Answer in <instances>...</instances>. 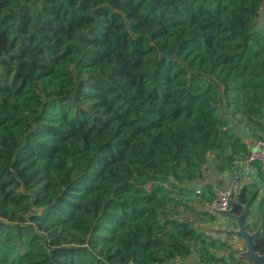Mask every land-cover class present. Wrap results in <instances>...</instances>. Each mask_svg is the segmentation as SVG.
<instances>
[{
  "label": "trees",
  "instance_id": "trees-1",
  "mask_svg": "<svg viewBox=\"0 0 264 264\" xmlns=\"http://www.w3.org/2000/svg\"><path fill=\"white\" fill-rule=\"evenodd\" d=\"M234 125L264 141V0H0V264L221 261L191 217Z\"/></svg>",
  "mask_w": 264,
  "mask_h": 264
},
{
  "label": "crops",
  "instance_id": "crops-1",
  "mask_svg": "<svg viewBox=\"0 0 264 264\" xmlns=\"http://www.w3.org/2000/svg\"><path fill=\"white\" fill-rule=\"evenodd\" d=\"M234 127L243 141L246 143L248 151L253 142L249 131L242 125H234ZM247 157L245 159L237 160L236 165L240 173L242 186H250L256 194L255 200L248 207V214L244 220L247 230L252 233L257 231V229H260L261 231L262 222L264 221V176L259 172L258 165L256 163L249 162ZM231 173L232 170L222 173L207 171L203 179L198 182V186L209 184V186L212 188V191H214V189H217L219 186H225V183H227ZM242 206L246 208L245 205ZM197 209L200 210V207L197 206ZM209 214L210 215L200 214L192 216L191 218L196 220L194 225L200 231H203L230 246L220 249L215 248L214 252L216 257H219L224 264H232L233 262L237 264H251L247 258L243 260L241 259V257H244L241 253L245 250V246L241 239L234 236L228 237L224 234H218V232H216L218 228H233L235 227L234 223L225 216L218 215L213 212H210ZM236 251L237 254H235ZM189 260L197 261V258L196 256H192L189 258Z\"/></svg>",
  "mask_w": 264,
  "mask_h": 264
},
{
  "label": "built area",
  "instance_id": "built-area-1",
  "mask_svg": "<svg viewBox=\"0 0 264 264\" xmlns=\"http://www.w3.org/2000/svg\"><path fill=\"white\" fill-rule=\"evenodd\" d=\"M249 162L256 163L258 165L259 172L264 176V141L261 139L253 140L251 146L248 149ZM233 178L230 181L227 190L214 189L212 196L205 201L203 204L204 209L208 213H216V211H225L230 208V198L236 201V196L238 195L241 187L242 180L240 178V173L236 163L232 170ZM197 194L201 193V189L198 187L196 190ZM217 214V213H216ZM210 264H224L222 261H217Z\"/></svg>",
  "mask_w": 264,
  "mask_h": 264
},
{
  "label": "water",
  "instance_id": "water-1",
  "mask_svg": "<svg viewBox=\"0 0 264 264\" xmlns=\"http://www.w3.org/2000/svg\"><path fill=\"white\" fill-rule=\"evenodd\" d=\"M168 57L175 58L176 52H174L172 55H169ZM232 178L233 173H231L230 178L228 179L227 183H225V186H219L217 189L227 190ZM216 213L230 219V221H232L235 225L233 228H218L216 232H218V234H224L228 237L234 236L241 239L245 246V250L241 253L242 256L246 257L251 264H264V254L259 253L255 245V238L260 232V229H257V231L252 233L247 230L244 221L245 207L242 206V211L237 212V203L233 198H230V208L225 211H216Z\"/></svg>",
  "mask_w": 264,
  "mask_h": 264
},
{
  "label": "rangeland",
  "instance_id": "rangeland-1",
  "mask_svg": "<svg viewBox=\"0 0 264 264\" xmlns=\"http://www.w3.org/2000/svg\"><path fill=\"white\" fill-rule=\"evenodd\" d=\"M236 163V162H235ZM205 201H206V198L202 201V205L205 203ZM196 203V202H195ZM202 205H200V207L202 206ZM192 206V205H191ZM199 206V205H198ZM192 208H194L193 206H192ZM176 210L177 211H179V212H184L185 213V215H188V216H192V213H193V211H191V210H189L188 208H186L184 205H182V206H178L177 208H176ZM193 210H195V209H193ZM189 211H190V213H189ZM190 214V215H189ZM194 214V213H193ZM196 221V220H195ZM243 252V251H242ZM235 254H237V251H236V253ZM221 262V261H220ZM232 264H237V263H235V262H233Z\"/></svg>",
  "mask_w": 264,
  "mask_h": 264
}]
</instances>
